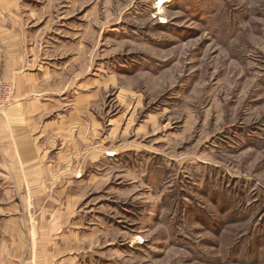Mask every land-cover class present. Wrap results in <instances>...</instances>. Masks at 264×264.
<instances>
[{
  "label": "rangeland",
  "instance_id": "374dc122",
  "mask_svg": "<svg viewBox=\"0 0 264 264\" xmlns=\"http://www.w3.org/2000/svg\"><path fill=\"white\" fill-rule=\"evenodd\" d=\"M62 1L111 79L86 201L112 264H264V0Z\"/></svg>",
  "mask_w": 264,
  "mask_h": 264
},
{
  "label": "crops",
  "instance_id": "0c3cea01",
  "mask_svg": "<svg viewBox=\"0 0 264 264\" xmlns=\"http://www.w3.org/2000/svg\"><path fill=\"white\" fill-rule=\"evenodd\" d=\"M63 3L0 0V81L14 85L0 113V264L114 260L113 230L86 201L111 79L86 76L81 7Z\"/></svg>",
  "mask_w": 264,
  "mask_h": 264
},
{
  "label": "built area",
  "instance_id": "2783aa9c",
  "mask_svg": "<svg viewBox=\"0 0 264 264\" xmlns=\"http://www.w3.org/2000/svg\"><path fill=\"white\" fill-rule=\"evenodd\" d=\"M13 84L4 80L0 81V112L6 107L12 95Z\"/></svg>",
  "mask_w": 264,
  "mask_h": 264
},
{
  "label": "bare ground",
  "instance_id": "6f19581e",
  "mask_svg": "<svg viewBox=\"0 0 264 264\" xmlns=\"http://www.w3.org/2000/svg\"><path fill=\"white\" fill-rule=\"evenodd\" d=\"M164 3H167L166 0H159V2H158V7H159V10H160V11H161L162 6L164 5Z\"/></svg>",
  "mask_w": 264,
  "mask_h": 264
}]
</instances>
